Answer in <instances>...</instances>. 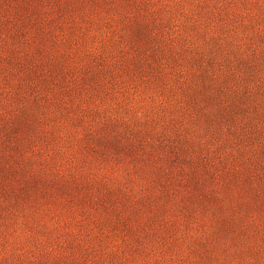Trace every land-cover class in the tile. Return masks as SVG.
Listing matches in <instances>:
<instances>
[{
    "label": "rangeland",
    "instance_id": "374dc122",
    "mask_svg": "<svg viewBox=\"0 0 264 264\" xmlns=\"http://www.w3.org/2000/svg\"><path fill=\"white\" fill-rule=\"evenodd\" d=\"M0 264H264V0H0Z\"/></svg>",
    "mask_w": 264,
    "mask_h": 264
}]
</instances>
